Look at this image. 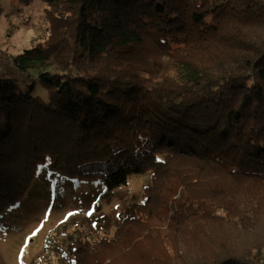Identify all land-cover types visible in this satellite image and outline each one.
I'll return each instance as SVG.
<instances>
[{"label":"trees","instance_id":"trees-1","mask_svg":"<svg viewBox=\"0 0 264 264\" xmlns=\"http://www.w3.org/2000/svg\"><path fill=\"white\" fill-rule=\"evenodd\" d=\"M43 1L50 37L0 67V213L150 174L217 226L193 264H264V0Z\"/></svg>","mask_w":264,"mask_h":264},{"label":"rangeland","instance_id":"rangeland-1","mask_svg":"<svg viewBox=\"0 0 264 264\" xmlns=\"http://www.w3.org/2000/svg\"><path fill=\"white\" fill-rule=\"evenodd\" d=\"M49 8L43 0H0V67L46 43ZM149 180L150 174L132 175L111 192L99 182H35L0 213V264H193L207 256L217 236L214 221L201 210L187 212V206L172 203L161 187L145 193ZM207 189L192 194L197 198ZM240 191L255 192L231 191L228 202L242 199L233 197Z\"/></svg>","mask_w":264,"mask_h":264}]
</instances>
